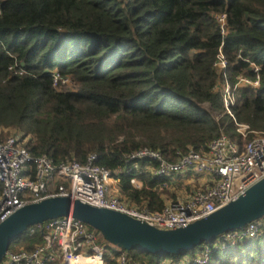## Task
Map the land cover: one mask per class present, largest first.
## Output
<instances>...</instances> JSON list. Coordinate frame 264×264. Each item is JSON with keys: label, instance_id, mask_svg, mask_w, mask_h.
Returning a JSON list of instances; mask_svg holds the SVG:
<instances>
[{"label": "trees", "instance_id": "obj_1", "mask_svg": "<svg viewBox=\"0 0 264 264\" xmlns=\"http://www.w3.org/2000/svg\"><path fill=\"white\" fill-rule=\"evenodd\" d=\"M219 48L227 64L220 80L258 76L256 89L232 92L230 112L264 133V0H0V139L11 130L27 137L28 154L53 164L95 155L121 200L160 211L164 198L175 199L168 189H178L176 179L152 178L144 166L154 164L130 154L149 149L174 162L204 152L221 132L241 143L214 89ZM52 72L71 86L54 88ZM41 236L31 226L8 249L31 251ZM214 241L177 256L123 252L139 264H183L204 249V264H264L263 227L223 248Z\"/></svg>", "mask_w": 264, "mask_h": 264}, {"label": "built area", "instance_id": "obj_2", "mask_svg": "<svg viewBox=\"0 0 264 264\" xmlns=\"http://www.w3.org/2000/svg\"><path fill=\"white\" fill-rule=\"evenodd\" d=\"M214 20L220 35L224 36L225 14L215 15ZM212 66L219 77L214 89L220 94L223 110L231 118L241 143L221 132L207 144L204 152L189 150L174 162L149 149H140L128 156L129 161L153 163L144 166V172L152 178L175 179L188 175L190 190L183 196L165 201L156 212L134 207L119 198L114 186L118 181L107 169L95 164V155H88L83 162L53 164L43 155L31 157L23 147L26 140L18 134H9L0 139V223L25 205L46 198L67 197L70 201L124 214L158 230H173L205 218L243 195L264 178V133L252 131L234 120L230 112L232 92L238 88L256 89L258 76L253 79L238 76L232 85L225 78L220 80L221 76L225 77L227 66L220 48ZM253 71L256 74L257 68L253 67ZM51 78L54 88L70 86L68 76L52 72ZM129 183L138 188L134 179ZM35 226L41 230V244L31 251H6L0 264H106V260L111 264H139L119 250L115 256L106 258L98 233L69 215ZM261 227L264 228V216L240 230L219 236L216 241L223 247L235 239L252 238ZM207 257L208 251L204 249L183 264H204ZM152 264L171 263L162 260Z\"/></svg>", "mask_w": 264, "mask_h": 264}, {"label": "water", "instance_id": "obj_3", "mask_svg": "<svg viewBox=\"0 0 264 264\" xmlns=\"http://www.w3.org/2000/svg\"><path fill=\"white\" fill-rule=\"evenodd\" d=\"M67 215L96 231L119 251L177 256L261 219L264 178L205 218L173 230H158L124 214L70 201L67 197L46 198L17 209L0 223V261L10 243L26 229Z\"/></svg>", "mask_w": 264, "mask_h": 264}, {"label": "rangeland", "instance_id": "obj_4", "mask_svg": "<svg viewBox=\"0 0 264 264\" xmlns=\"http://www.w3.org/2000/svg\"><path fill=\"white\" fill-rule=\"evenodd\" d=\"M71 86V85H70ZM67 87H69V86H67ZM8 133H10V134H18V133H16V132H14V131H9ZM18 135H20V134H18ZM23 139H28L27 137H23ZM186 178V179H185ZM176 179V180H175ZM175 179H173V180H175V181H173V184L175 183L176 185H179V187H178V189H176L175 190V188L173 187V185L172 186H169V189H168V193H170V194H172V195H174V197L177 195V196H183L186 192H184V193H182L183 191H185L184 189V187H185V185H187L188 183V177H187V175L186 176H181V177H179V178H175ZM185 179V180H184ZM200 179L201 180H204V177H200ZM187 181V182H186ZM110 185H111V189L112 190H114L113 189V183L110 181ZM187 191V190H186ZM182 193V194H181ZM167 200V199H166ZM261 219H259V221H260ZM99 235V234H98ZM100 236V235H99ZM218 239V238H217ZM99 240V244H102L103 246H106V247H109V248H111L112 250H114L115 252L117 251L116 250V248L115 247H113V246H111V245H109V244H107L105 241H103L102 240V238L100 237V239H98ZM214 244V247H216V246H218V244H219V241H216V239H215V241L213 242ZM226 244H231V243H226ZM226 244H224L223 246H225ZM220 246H221V244H219ZM223 248V247H222ZM19 250V248L18 247H11V248H9L7 251H13V252H15V251H18ZM200 252H198L197 254H199ZM197 254H195V256L197 255ZM186 257H187V255H184V256H182V258L179 260V262L178 263H182L185 259H186ZM163 261H166V262H170L171 260H170V258H168V257H163V258H161ZM206 263V262H205Z\"/></svg>", "mask_w": 264, "mask_h": 264}, {"label": "crops", "instance_id": "obj_5", "mask_svg": "<svg viewBox=\"0 0 264 264\" xmlns=\"http://www.w3.org/2000/svg\"><path fill=\"white\" fill-rule=\"evenodd\" d=\"M185 179H186V178H185ZM185 179H184V180H185ZM186 182H187V181H186ZM187 183H188V182H187ZM114 186H115V189H116V191H117V190H118V188H117V184L115 183V185H114ZM186 187H188V188H189L190 186L187 184V185H185V187H184V188H186ZM184 190H185V191H183L182 193H184V192H188V191H186V189H184ZM182 193H181V194H182ZM178 197H179V196H177V195L175 196V198H178ZM180 197H181V196H180ZM167 200H168V199H167ZM167 200H166V198H164V200H163V201L165 202V201H167Z\"/></svg>", "mask_w": 264, "mask_h": 264}]
</instances>
